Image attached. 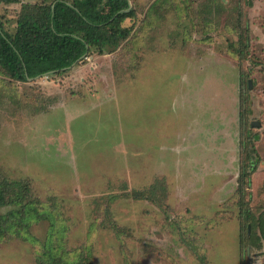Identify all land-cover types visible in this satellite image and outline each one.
Returning <instances> with one entry per match:
<instances>
[{
    "label": "rangeland",
    "instance_id": "rangeland-1",
    "mask_svg": "<svg viewBox=\"0 0 264 264\" xmlns=\"http://www.w3.org/2000/svg\"><path fill=\"white\" fill-rule=\"evenodd\" d=\"M129 1L131 33L115 51L26 82L0 72V180L29 181L55 225L32 222L31 241L0 239V264H38L47 241L92 264L264 260V225L246 224L235 195L242 94L247 128L259 135L250 204L264 220V0H241L252 2L242 7L249 52L259 55L242 63V77L225 26L235 11L211 17L203 0ZM20 7L0 3L9 33ZM139 190L148 197H134Z\"/></svg>",
    "mask_w": 264,
    "mask_h": 264
},
{
    "label": "trees",
    "instance_id": "trees-1",
    "mask_svg": "<svg viewBox=\"0 0 264 264\" xmlns=\"http://www.w3.org/2000/svg\"><path fill=\"white\" fill-rule=\"evenodd\" d=\"M0 3H21L13 33H9L0 20V72L17 82H26L28 78L44 75H60L71 65L92 53L104 54L115 51L122 41L128 38L131 27L123 25L124 20L134 17V10L129 8L128 0H0ZM202 9L209 16L221 12L234 13V21L228 17L229 31H234L235 41L228 43V53L237 59L239 77L243 75L242 63H251L254 52L249 39L248 18L242 5H252L251 1L241 0H203ZM230 18V19H229ZM203 19L202 24H208ZM254 64L257 63L253 60ZM242 64V65H241ZM244 97L238 95L239 169L236 177L235 195L246 224L264 225L259 216L258 206L250 204L252 197L251 175L257 170L260 156L255 141L258 132L250 134L247 117L250 110L244 109ZM134 197L146 198V190L134 191ZM247 197V198H245ZM13 205L15 208L0 212V239L22 237L31 241L25 231L32 222L48 220L50 229L55 231L51 218L52 208L34 197L29 181L0 180V208ZM258 214V215H257ZM262 230V227H261ZM264 230V229H263ZM246 235V230L244 231ZM27 234V235H26ZM59 245L49 241L40 246L37 252L38 264H92L87 256L67 259L57 251Z\"/></svg>",
    "mask_w": 264,
    "mask_h": 264
},
{
    "label": "water",
    "instance_id": "water-1",
    "mask_svg": "<svg viewBox=\"0 0 264 264\" xmlns=\"http://www.w3.org/2000/svg\"><path fill=\"white\" fill-rule=\"evenodd\" d=\"M128 2H129V8L131 7V4H130V1L128 0ZM72 65H74V63L72 64ZM71 65V66H72ZM36 77H38V76H36ZM35 78V77H34ZM31 79H33V78H28V80H31ZM249 87H250V81H249ZM260 121H258V120H252L251 122H250V125L251 126H253V127H259L260 126Z\"/></svg>",
    "mask_w": 264,
    "mask_h": 264
},
{
    "label": "crops",
    "instance_id": "crops-1",
    "mask_svg": "<svg viewBox=\"0 0 264 264\" xmlns=\"http://www.w3.org/2000/svg\"><path fill=\"white\" fill-rule=\"evenodd\" d=\"M237 118V117H236ZM258 264H264V260H261Z\"/></svg>",
    "mask_w": 264,
    "mask_h": 264
}]
</instances>
